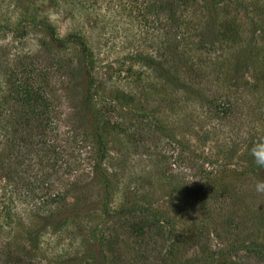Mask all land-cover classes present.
Masks as SVG:
<instances>
[{"label": "rangeland", "instance_id": "rangeland-1", "mask_svg": "<svg viewBox=\"0 0 264 264\" xmlns=\"http://www.w3.org/2000/svg\"><path fill=\"white\" fill-rule=\"evenodd\" d=\"M84 63L105 181L95 144L80 142L72 162L86 205L64 227H42L20 195L39 155L8 167L3 121L0 263L24 248L40 264H162L166 254L219 264L221 249L264 244V169L250 155L264 136V0H0V112L34 107L32 124H56L45 145L92 126L79 116Z\"/></svg>", "mask_w": 264, "mask_h": 264}, {"label": "trees", "instance_id": "trees-1", "mask_svg": "<svg viewBox=\"0 0 264 264\" xmlns=\"http://www.w3.org/2000/svg\"><path fill=\"white\" fill-rule=\"evenodd\" d=\"M75 41L79 45L83 55H89V47L86 41L81 36H76ZM83 66V78L85 79L86 86L83 92V103L85 107H82L79 111L81 118H87L92 120V126L86 128L73 127L63 133L64 137L61 139L60 145L56 144L55 139H50V143L45 145L43 137L45 134L52 132L55 129L56 124L49 120L48 125L40 126L41 123L32 124L27 114H31L35 108L31 107L26 112H21V115L14 113L13 110L7 113L0 112V128L3 126V121L10 123V126L6 129L13 140L9 142V152L7 157L8 167L16 165L15 160L21 159L24 161L28 154L39 155L35 164L38 165L37 172H33L29 175L30 181H24L21 186L20 195L23 196V200L31 203V209L37 212V218H40L39 224L42 227L51 229L52 227H64L71 219L77 214L83 205H86V196L82 195L81 187L79 186V180H76V172L81 165L80 159L76 158L72 162L74 149L78 150L80 142H84L87 139L93 141L96 147V159L93 164V171L95 176L100 182L105 181V175L103 173L102 161L104 160L106 146L104 143L101 127L96 122V117L93 116L92 107L90 105V85L92 84V69L91 64L84 63ZM77 114V113H76ZM49 119V118H48ZM36 118L33 119V122ZM39 134V136L37 135ZM57 135V132L55 133ZM60 146V151L56 149ZM2 155L0 154V163H3ZM89 158V157H88ZM20 161V162H21ZM19 162V163H20ZM73 176V177H72ZM9 213V212H8ZM7 213V214H8ZM152 221L158 223L160 220L157 216H154ZM151 226H155V223H151ZM142 220L138 219L136 223V229L143 230ZM152 231V229L150 228ZM35 233V231H33ZM154 235V233H153ZM32 237L37 238L38 234L35 233ZM21 250V251H20ZM12 249V252L7 254L8 261L0 264H40V261L32 259L31 256H26L23 249ZM224 253L228 254V259L225 262H219V264H244L240 260L239 251H254L256 254L264 256V244L260 242H252L234 248L221 249ZM235 252V254L233 253ZM2 254V251H1ZM169 255L162 256V264H169ZM230 258V259H229ZM199 258L194 257L189 259V262L183 264H198ZM105 264V263H104Z\"/></svg>", "mask_w": 264, "mask_h": 264}, {"label": "clouds", "instance_id": "clouds-1", "mask_svg": "<svg viewBox=\"0 0 264 264\" xmlns=\"http://www.w3.org/2000/svg\"><path fill=\"white\" fill-rule=\"evenodd\" d=\"M250 155L257 168L264 169V136H259L253 142L250 149ZM255 191L260 194H264V179H259L255 184Z\"/></svg>", "mask_w": 264, "mask_h": 264}]
</instances>
